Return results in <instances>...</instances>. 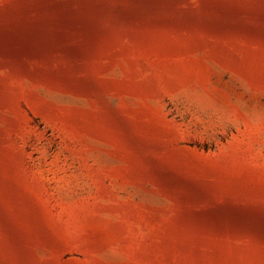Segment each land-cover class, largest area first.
Here are the masks:
<instances>
[{"label":"rangeland","instance_id":"1","mask_svg":"<svg viewBox=\"0 0 264 264\" xmlns=\"http://www.w3.org/2000/svg\"><path fill=\"white\" fill-rule=\"evenodd\" d=\"M0 264H264V0H0Z\"/></svg>","mask_w":264,"mask_h":264}]
</instances>
